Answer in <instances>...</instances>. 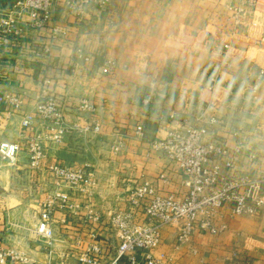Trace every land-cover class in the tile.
I'll list each match as a JSON object with an SVG mask.
<instances>
[{
	"label": "crops",
	"instance_id": "obj_1",
	"mask_svg": "<svg viewBox=\"0 0 264 264\" xmlns=\"http://www.w3.org/2000/svg\"><path fill=\"white\" fill-rule=\"evenodd\" d=\"M250 2L254 5L244 28L234 27L232 9ZM53 18L54 36L50 30L34 32L19 22L20 34L0 49V96L25 95L19 113H8L0 104V144L20 140L22 114L33 113V98L45 80L57 97L95 104L100 134L71 131L61 144L46 149V163L76 164L68 161L70 154L71 159L81 157L77 165L93 167L96 185L88 203L103 217L122 206L124 182L153 179L160 171L164 161L147 155V143L165 138L176 127L174 121L196 118L204 101L209 105L204 116L214 115L220 121L214 127L216 134L232 147L236 137L230 130L240 129L244 152L264 157V83H259L257 92H250L257 72L264 69V43L260 42L264 0H106L81 19L63 10H57ZM108 59L116 62L109 72L103 66ZM209 73L218 77L213 93L201 90ZM147 97L151 102L145 106L142 99ZM67 121L70 127L85 124L73 112ZM137 125L143 127L142 139L135 135ZM118 140H122L121 148L114 152L112 146ZM84 149L86 155H77ZM103 150L106 158L100 155ZM237 169L236 175L241 176L244 167L240 164ZM53 188L45 169L28 167L24 150L15 165L0 158V233L12 246L25 251L36 264H77L88 244L87 230L114 246V235L104 224L87 226L80 216L58 209L51 246L32 233L34 223L26 233L23 219L16 217L28 214L36 217L35 222ZM166 191L176 193L177 187L170 185ZM225 212L228 228L223 233L195 234L190 245L174 250L177 230L167 226L160 246L151 254L165 264H264V207L252 217ZM64 217L65 225L60 224ZM79 232L80 239L76 238ZM109 259L104 256L102 263ZM138 259L145 264L141 254ZM118 264L128 263L122 259Z\"/></svg>",
	"mask_w": 264,
	"mask_h": 264
},
{
	"label": "built area",
	"instance_id": "obj_2",
	"mask_svg": "<svg viewBox=\"0 0 264 264\" xmlns=\"http://www.w3.org/2000/svg\"><path fill=\"white\" fill-rule=\"evenodd\" d=\"M105 2L14 0L5 5L0 0V49L20 34L21 30L16 26L19 22L27 23L34 32L50 30L54 36L56 29L50 23L57 10L81 19L92 7L102 6ZM253 5L254 2H250L232 9L231 22L234 27L244 28ZM260 42L264 43V37ZM228 48V45L224 46L225 50ZM44 50L47 51L46 48ZM103 66L109 72L116 68V62L108 59ZM217 83V74L209 73L202 92L213 93ZM259 83H264V69L257 72L250 92H257ZM47 85L48 81H43L34 96L33 113L22 114L23 135L20 140L0 144V158L15 165L18 154L24 150L28 167L33 170L45 169L53 183L54 188L41 205L32 227V233L39 241L47 246L52 245L58 226L53 218L56 209L64 214L80 216L87 226L104 224L114 235L116 243L113 246L111 240L98 238L94 231L87 230L88 244L78 255L77 264H103L104 256L110 258L106 264H118L122 259L128 264H139V254L145 264H165L162 258H155L151 254L160 246L165 227L176 228L173 249L178 250L190 245L195 234L217 236L226 231V210L229 216L252 217L264 207V157L254 151L244 152L240 129L230 130L236 137L232 147L225 138L216 134L214 127L219 126L220 121L214 115L204 116L209 109L204 101L202 113L190 121L176 120L170 115L173 121L176 120V127L165 138L147 143V155L155 154L164 161L160 171L153 179L124 182L122 206L103 217L88 203L91 189L96 185L93 167L88 163H46V149L61 144L71 131L100 133L99 121L94 118L96 106L87 99L71 102L57 97L47 89ZM24 101L22 92L0 96V104L6 107L8 113H19ZM150 102L149 97L142 99L145 106ZM70 112L75 113L79 120H84L83 127L68 125L67 115ZM135 135L142 139L141 125L135 127ZM121 144L122 140L116 141L112 146L113 151L118 152ZM240 156H244V160H240ZM240 164L244 172L238 176L237 166ZM170 185H176V193L166 191ZM62 188L68 192H63ZM83 208H87L85 212ZM60 224H66L65 217ZM81 236L79 232L76 238L80 239ZM0 264L36 263L25 251L12 246L4 233H0Z\"/></svg>",
	"mask_w": 264,
	"mask_h": 264
},
{
	"label": "rangeland",
	"instance_id": "obj_3",
	"mask_svg": "<svg viewBox=\"0 0 264 264\" xmlns=\"http://www.w3.org/2000/svg\"><path fill=\"white\" fill-rule=\"evenodd\" d=\"M1 1H4L5 3V5H7V4H10V3H12L14 0H1ZM95 105V104H94ZM96 106V105H95ZM84 116L86 117V115L84 114ZM89 116H87V118H88ZM99 125H100V123H99ZM100 134V133H99ZM104 151V153H102L101 152V156L102 157H107L106 156V153H105V150H103ZM83 153V154H82ZM75 154V153H74ZM87 154V152L85 151V149L84 150H81V151H78L77 152V155H82V156H84V155H86ZM76 155V154H75ZM75 155H74V157H75ZM71 155L69 154L68 155V157L69 158H67L68 159V161H70V162H77V163H81L82 161H78L79 159L81 160V157H77V160L75 159V158H73V159H71V157H70ZM104 158V159H105ZM66 160V159H65ZM76 163V164H77ZM83 164V163H82ZM15 215H12V216H9L8 218H10V220L12 221V220H14V217ZM16 218H22L23 219V221H22V224L21 225H23V230L27 233L28 232V230H29V228L31 227V225H32V223H34L33 222V220L36 218L35 216H30V215H28V214H25V216H17ZM9 241V240H8ZM10 242V241H9Z\"/></svg>",
	"mask_w": 264,
	"mask_h": 264
}]
</instances>
